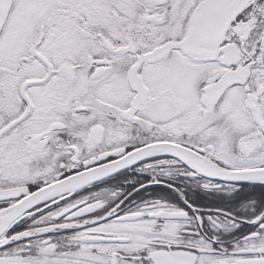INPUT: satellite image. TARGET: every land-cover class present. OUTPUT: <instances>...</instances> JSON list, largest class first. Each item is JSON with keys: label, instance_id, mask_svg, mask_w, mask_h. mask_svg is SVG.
Returning a JSON list of instances; mask_svg holds the SVG:
<instances>
[{"label": "snow or ice", "instance_id": "obj_1", "mask_svg": "<svg viewBox=\"0 0 264 264\" xmlns=\"http://www.w3.org/2000/svg\"><path fill=\"white\" fill-rule=\"evenodd\" d=\"M0 264H264V0H0Z\"/></svg>", "mask_w": 264, "mask_h": 264}]
</instances>
